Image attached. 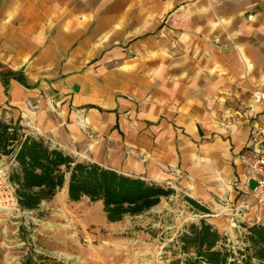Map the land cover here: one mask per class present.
I'll return each instance as SVG.
<instances>
[{
  "label": "crops",
  "instance_id": "obj_1",
  "mask_svg": "<svg viewBox=\"0 0 264 264\" xmlns=\"http://www.w3.org/2000/svg\"><path fill=\"white\" fill-rule=\"evenodd\" d=\"M1 72L0 119L78 161L170 182L218 228L264 224L250 147L264 0H0Z\"/></svg>",
  "mask_w": 264,
  "mask_h": 264
},
{
  "label": "rangeland",
  "instance_id": "obj_2",
  "mask_svg": "<svg viewBox=\"0 0 264 264\" xmlns=\"http://www.w3.org/2000/svg\"><path fill=\"white\" fill-rule=\"evenodd\" d=\"M163 186L175 193L147 212L118 222H108L102 201L87 197L79 202L52 198L32 211L0 205V264H187L196 252L193 247L184 250L182 236L191 225L210 223L207 219L213 217L172 184ZM212 225L225 237L217 249L224 245L238 256L246 253L250 224L240 229Z\"/></svg>",
  "mask_w": 264,
  "mask_h": 264
},
{
  "label": "trees",
  "instance_id": "obj_3",
  "mask_svg": "<svg viewBox=\"0 0 264 264\" xmlns=\"http://www.w3.org/2000/svg\"><path fill=\"white\" fill-rule=\"evenodd\" d=\"M6 78L8 74L1 72ZM12 156L16 167L10 181L16 186L19 207L36 210L43 201L52 199L67 183L68 197L79 202L87 197L92 202L102 201L108 222H118L125 216H136L157 206L162 198L175 193L142 178L119 173L93 162H81L64 151L52 148L46 139L26 134L19 124L0 119V158ZM198 210L209 211L187 198ZM246 253L225 247L217 249L223 237L211 223L191 225L182 236L184 250L193 247L196 258L187 264H264V224L246 227ZM25 264H30L26 262Z\"/></svg>",
  "mask_w": 264,
  "mask_h": 264
},
{
  "label": "built area",
  "instance_id": "obj_4",
  "mask_svg": "<svg viewBox=\"0 0 264 264\" xmlns=\"http://www.w3.org/2000/svg\"><path fill=\"white\" fill-rule=\"evenodd\" d=\"M249 15V19H252ZM254 98L264 103V89L258 90L254 93ZM250 147L253 153L251 167L253 174L256 176V184L253 187V194L256 198L257 204L264 206V112L261 119L256 123L252 129ZM11 165L0 166V205L6 209L12 207H19L16 195V186L10 181ZM169 184H171L169 182ZM248 208L247 205H242L238 208H229L228 212L238 219V216H243V210ZM237 227L240 226L239 221H235ZM241 227V226H240Z\"/></svg>",
  "mask_w": 264,
  "mask_h": 264
}]
</instances>
